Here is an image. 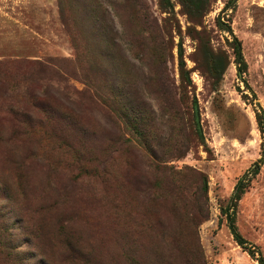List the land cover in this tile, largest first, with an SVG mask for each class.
<instances>
[{
	"label": "rangeland",
	"instance_id": "rangeland-1",
	"mask_svg": "<svg viewBox=\"0 0 264 264\" xmlns=\"http://www.w3.org/2000/svg\"><path fill=\"white\" fill-rule=\"evenodd\" d=\"M169 1L0 0V264L264 257V160L235 214L254 256L220 210L264 147V0ZM84 88L97 96L83 100ZM193 99L201 143L183 129ZM129 103L147 149L125 126Z\"/></svg>",
	"mask_w": 264,
	"mask_h": 264
},
{
	"label": "trees",
	"instance_id": "trees-1",
	"mask_svg": "<svg viewBox=\"0 0 264 264\" xmlns=\"http://www.w3.org/2000/svg\"><path fill=\"white\" fill-rule=\"evenodd\" d=\"M164 5H169V0H161ZM194 7H198L200 0H190ZM217 27L222 30L231 33V26L228 23H225L221 20V17H217L216 19ZM232 34V33H231ZM232 53L234 56V61L236 64V72L237 76L243 79V75L246 72L247 64L243 57L242 50H241V43L236 37H233V45H232ZM178 64H179V74L182 80L187 81V85H190V78L186 73L185 69V62L183 59V49L182 46H178ZM80 97L83 100L87 99H94V95L89 89L84 88L79 92ZM42 108V107H41ZM45 106H43L44 110ZM256 121L258 127L262 133L264 138V110L261 109L260 105L257 103L256 108ZM186 120H185V128L187 130L189 141L197 140L200 143L205 141L204 132L201 124V113L199 108V103L197 99H193L190 103L188 111L186 112ZM30 114H27V121L28 123L33 122L31 119ZM124 118L125 126L129 129V131L137 137L139 143L145 147L146 149L150 146L149 145V138L147 136V122L145 121L144 116L141 113V108L138 105H126V111L122 113ZM42 125V121H38V126ZM31 128L30 126H28ZM184 144V143H183ZM188 148V147H187ZM182 152V149H179ZM182 153H179L178 156H181ZM264 160V147L261 153V156L258 160H256L246 171L237 179L233 191L230 194L227 202L225 204L220 205L221 214L225 216L226 224L229 228V231L234 239V241L243 248V250L247 251L252 256L255 254V250L253 247L248 245L247 241L243 238V236L239 233L238 228L235 222V214L238 201L241 199L243 193L249 186L251 178L256 175L260 170V165ZM158 167V166H157ZM204 190L207 189V180L204 179L203 182ZM258 253V257L256 260L258 264H264V257L261 253Z\"/></svg>",
	"mask_w": 264,
	"mask_h": 264
}]
</instances>
